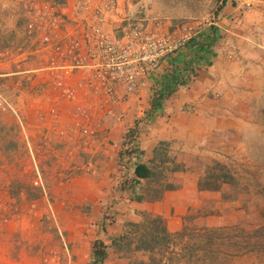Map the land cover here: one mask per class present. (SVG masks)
I'll return each mask as SVG.
<instances>
[{
    "label": "crops",
    "instance_id": "0c3cea01",
    "mask_svg": "<svg viewBox=\"0 0 264 264\" xmlns=\"http://www.w3.org/2000/svg\"><path fill=\"white\" fill-rule=\"evenodd\" d=\"M77 1L67 0L66 5L61 7L56 0H0V55L6 61L0 68L3 72L0 73L3 77L0 91L4 95L15 91L19 95L21 88L29 85L26 82L23 86V81L35 77L27 75H35L41 71L37 68L44 65L41 61H34L31 68L25 64L20 67L12 64L13 54L22 53V58L27 56L33 60L39 46V41L30 37L26 30L34 18L31 5L47 3L57 6L65 17L66 30L74 31L78 27ZM237 1L225 3V17L220 23H213L218 27L220 36L211 65H201L195 83L172 98L166 111L151 120L142 137L143 161L150 163L159 173L162 184L171 186L160 199L146 195L141 202L131 201L128 191H119L117 176L118 152L123 136L140 121L141 116L147 118L146 112L138 114L135 107L151 94L156 79L147 80L140 93L119 105L112 116L102 120L103 114L98 113L104 130L92 143L85 145L77 139L70 141L62 136V131L66 130L73 117L72 106L58 100L59 93L45 84L47 79L38 81L36 78L37 93L32 91L35 99L24 96L22 100L23 107L29 110L31 116L23 120V123L26 122L24 127L28 125L27 128L30 126L32 129L29 138L33 144L28 142V146L34 147L27 150L26 146L25 152L33 157L32 160L37 158L33 162L35 175L31 184H26L22 173L17 170L24 165L19 138L16 139L12 133L16 128L14 120H18L9 114L1 115V198L8 208L17 204V210L21 211V215L17 213V218L33 219L38 226L39 220L53 218L60 230V227L66 229L70 243L66 248L68 257L65 256V264H90L93 244L97 239L108 246L105 264H217L211 262L213 244L208 243L206 237L227 225L230 219L227 203L216 202L219 193L199 191L200 177L190 170L188 158L193 147L208 146L215 137L227 133L228 127H231L229 123L236 116L235 108L242 103V94L247 91L242 83L252 80V75L264 70V0H256L254 8L249 11H241ZM121 4L125 7L123 12ZM119 5L110 17L109 32L119 34L120 28L128 25L129 19L143 23L149 30L152 25L160 24L149 21L148 16L142 18V12L138 10L140 3L132 5L119 0ZM126 11L129 13L126 14ZM234 16L239 21L232 22ZM74 35L81 34L77 32ZM227 41L238 47L235 61L226 57L229 53ZM23 47L32 52L27 54L28 50ZM32 68L36 69L32 71ZM164 68L165 65L161 71ZM83 75L77 74L72 81L79 82ZM244 86L250 87L249 83ZM17 101L21 102L20 96ZM54 107L61 110V118L57 122L49 115ZM19 125L21 127L22 124ZM23 131L27 133L25 129ZM89 164L95 168V175L88 173ZM16 165H19L17 169ZM175 166H180V170L173 171ZM28 187L38 190L39 197H29ZM154 221L160 224L156 236V240L160 241L158 243L154 242L152 235ZM163 230L169 236L168 243L162 241ZM144 237L151 244L149 249L141 244ZM213 257L218 256L213 254ZM220 264L229 263L223 261Z\"/></svg>",
    "mask_w": 264,
    "mask_h": 264
},
{
    "label": "rangeland",
    "instance_id": "374dc122",
    "mask_svg": "<svg viewBox=\"0 0 264 264\" xmlns=\"http://www.w3.org/2000/svg\"><path fill=\"white\" fill-rule=\"evenodd\" d=\"M80 1L82 0H78L77 4ZM247 1L251 0L237 1L236 4L241 6V11H244V9L249 11L254 8L246 9L243 4ZM125 2L132 5L140 3L138 10L139 13L142 12V18L146 19L148 16L149 21H154L155 24L160 23L157 26L150 25V30L155 31L158 28L162 33H174L183 28H192L193 32L199 33L209 28L210 24L220 23L222 18L225 17L226 4L223 3V0H125ZM119 6L118 0L117 10ZM124 8L121 4L120 9L122 12ZM128 13L126 11V14ZM130 17L132 16L130 15ZM238 17L242 19V16ZM236 19L239 21L237 16L232 17V22ZM234 24L238 26V24ZM37 40L39 46L33 60H29L27 56L28 60H25L26 58L24 59L21 56L22 53L13 54L11 59L14 66L20 67V65L25 64L31 68L34 61H41L44 64L37 69L42 70L47 66L49 51L43 48L39 39ZM227 43L228 41L226 46L231 44ZM23 48L28 50L26 51L27 54L32 52L29 48ZM237 53L238 47L232 59L229 57V53L226 57L230 61H235L237 60ZM2 64H6L4 57H0V68L4 67ZM35 69L32 68V71ZM18 71L22 70L18 69ZM0 73H3L1 69ZM34 74L27 75L35 77H32L30 81L27 78L23 81V86L26 82L29 85L21 88L19 95L16 91H11L12 93L8 94L7 97L0 91V95L6 100L10 106L9 108L12 109L8 108L7 111H1L0 117L3 114H9L18 120L16 122L14 120L13 124L16 128L12 133L15 134L16 139L19 138L18 142L22 148V153H24L22 158L24 159V165H21L20 169H17L19 165H16L15 168L22 173V180L26 184L32 183L35 175L32 170L33 162L37 158L32 160L33 157L25 152L26 146L27 150L34 147L33 145L28 146V142L33 144L31 138H29L32 129L30 126L27 128L28 125L25 128L24 123L26 122L23 123V120L31 116L29 110L23 107L22 100L24 96H29L32 100L35 99L33 96L37 93V82L34 80L37 78L38 81H41V78L45 80L48 77L46 71ZM252 76V80L245 81V83H249L250 87L246 88L245 83L240 82L244 90L247 91L242 94L240 99L242 103L235 108L236 116L234 121L229 123L231 127H228L227 133L215 137L210 145L200 148L195 146L189 152L188 165L195 176L201 177L208 166L220 163L231 168L239 176L242 184L249 187L248 192L241 193L234 201L223 200V193L231 192L228 186H225L224 191L218 194L219 199L216 202L227 203L226 210L230 219L227 221V225L222 228L224 230L223 235H215L217 237L213 243V252L210 251L212 252V256L210 255L211 262L217 264L223 261L229 264H264V70ZM1 78L3 77H0V80ZM45 82L47 84V81ZM30 83L33 84L30 85ZM47 85L50 86L49 83ZM32 91L35 93L33 94ZM40 92L42 93V90ZM19 96L21 102L17 101ZM150 102L151 95L149 94L145 100H141L140 104L136 105L135 110L138 114L141 112L147 113L150 110ZM142 118L144 117L141 116L140 120H143ZM20 123L22 124L21 127L27 132L26 134L23 131L24 129L20 127ZM27 124L31 125V123ZM2 170L3 168L0 165V191H2ZM88 173L95 175L97 172L94 168ZM1 199L0 194V264H65V256L68 257L66 248L70 243L66 229L60 227V230L57 227V225L59 226L57 220L53 218L39 220V226L34 223L35 220L33 221V219L17 218L18 214L21 215V211L16 208L17 204H13L11 208H8V204ZM23 213L24 215H30V213ZM213 254H217L218 257H213Z\"/></svg>",
    "mask_w": 264,
    "mask_h": 264
},
{
    "label": "built area",
    "instance_id": "2783aa9c",
    "mask_svg": "<svg viewBox=\"0 0 264 264\" xmlns=\"http://www.w3.org/2000/svg\"><path fill=\"white\" fill-rule=\"evenodd\" d=\"M255 1L243 5L251 9ZM117 8L118 0H82L75 10L78 27L71 31L66 30L65 17L57 6L31 5L34 18L26 30L49 51L47 66L41 70L47 73V84L59 93L60 102L72 106L73 117L61 133L70 141L92 143L104 130L101 121L138 95L147 80L156 79L165 61L183 50L197 34L192 28L174 33H162L158 28L151 31L132 19L120 28L119 34L109 32L110 17ZM77 32L81 35H74ZM228 49L232 59L237 47L229 44ZM79 73L84 74L83 78L74 83ZM9 107L0 95V112ZM98 113L103 114L102 120ZM60 114L55 107L49 112L54 122L60 120ZM93 169L89 164L87 170Z\"/></svg>",
    "mask_w": 264,
    "mask_h": 264
},
{
    "label": "trees",
    "instance_id": "16d2710c",
    "mask_svg": "<svg viewBox=\"0 0 264 264\" xmlns=\"http://www.w3.org/2000/svg\"><path fill=\"white\" fill-rule=\"evenodd\" d=\"M59 6H65L67 0H56ZM229 0H223L227 3ZM220 32L215 24L197 33L195 37L174 57L165 61V68L156 78L151 92L150 110L146 113L147 118L138 121L123 136L118 152L119 167V191H128L131 201L141 202L144 198L151 196L160 199L164 191L171 189V186L161 182L159 173L151 167L150 163L142 159L141 140L157 115L163 114L169 102L182 89L193 85L198 77L201 65L210 64L214 54V48L219 39ZM211 65V64H210ZM180 166H175L173 171H179ZM225 186L230 187L231 192L223 193L224 201H234L241 193L249 191L247 185L242 184L235 172L220 163L208 166L198 182V189L201 192L224 191ZM29 197L38 198V190L28 187ZM17 195V192L13 193ZM159 223L154 221L153 240L158 243L156 236L159 233ZM224 230L214 231L207 236V242L211 245L216 240L215 235H223ZM164 232L162 241L168 243L169 236ZM143 248L149 249L150 242L146 237L142 240ZM108 246L101 239L93 244V255L90 264H105L108 258Z\"/></svg>",
    "mask_w": 264,
    "mask_h": 264
}]
</instances>
